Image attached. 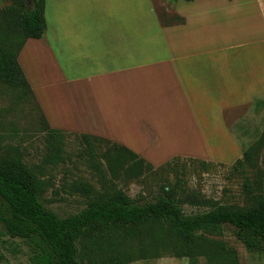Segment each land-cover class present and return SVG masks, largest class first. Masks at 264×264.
Listing matches in <instances>:
<instances>
[{"label": "crops", "instance_id": "1", "mask_svg": "<svg viewBox=\"0 0 264 264\" xmlns=\"http://www.w3.org/2000/svg\"><path fill=\"white\" fill-rule=\"evenodd\" d=\"M18 54L51 128L153 165L242 158L234 126L264 95V0H46Z\"/></svg>", "mask_w": 264, "mask_h": 264}, {"label": "trees", "instance_id": "2", "mask_svg": "<svg viewBox=\"0 0 264 264\" xmlns=\"http://www.w3.org/2000/svg\"><path fill=\"white\" fill-rule=\"evenodd\" d=\"M17 2L23 35L16 51L0 47V81L17 88L24 87L32 94L18 62V54L29 38L45 37L46 0ZM10 30L8 28L7 32ZM44 120L48 130L44 163L62 162L61 134L64 131L51 128L45 117ZM80 135L86 140L98 138L110 142L103 152V159L113 177L135 179L153 167L147 159L120 143L89 134ZM257 147L264 148V132L251 149L244 151L243 158L238 159L235 166H244ZM181 159L183 157H174L159 168ZM97 170L104 177V167L97 166ZM40 173L28 166L20 155L0 152V224L5 235L32 244L34 264H131L137 257L135 241L142 244L140 257L157 256L159 253L144 244L149 228L157 226L168 231V238L162 240L157 250L192 259L202 255L209 264H240L237 251L216 238L224 235L226 225L236 228L246 238L249 247H264V188L255 196L256 203L251 208L222 204L211 199L199 201L193 196L197 200L195 205L202 210L192 214L184 212L169 185H163L161 192L145 203L135 201L118 189L108 200H92L78 213L63 217L45 205ZM246 180L250 194L253 188L249 185L250 179L247 177ZM73 187L76 192L85 194L94 191L91 185L84 182ZM115 229L120 236L118 240L114 237Z\"/></svg>", "mask_w": 264, "mask_h": 264}, {"label": "rangeland", "instance_id": "3", "mask_svg": "<svg viewBox=\"0 0 264 264\" xmlns=\"http://www.w3.org/2000/svg\"><path fill=\"white\" fill-rule=\"evenodd\" d=\"M8 28L11 29L9 33ZM22 35L17 0H0V47L16 51ZM240 112L242 118L233 128L240 139L243 158L244 151L251 149L264 132V95L256 98L249 109ZM47 134L46 122L32 94L24 87L17 88L0 81V152L18 154L28 166L41 172L42 199L50 210L63 217L78 213L92 200H108L118 189L135 201L145 203L152 201L163 185H169L184 212L192 214L202 210L195 205L197 200L193 196L199 201L211 199L251 208L256 203L255 196L264 188L263 147L254 148L244 166H235L236 161L227 163L186 157L164 168L152 165L139 178L118 179L104 164L103 152L110 145L107 140H86L78 133L64 132L61 134L64 160L45 164ZM97 166L104 167V177ZM247 177L253 188L250 194L246 187ZM79 182L91 185L93 193L76 192L73 186ZM113 233L118 240V229ZM167 233L161 226L149 228L144 244L159 254L140 257L142 244L135 241L137 257L131 264H209L202 255L192 259L157 250L162 240L168 238ZM216 238L237 251L240 264H264V247H249L236 228L226 225L224 235ZM33 254L29 241L10 238L0 224V264H34Z\"/></svg>", "mask_w": 264, "mask_h": 264}]
</instances>
